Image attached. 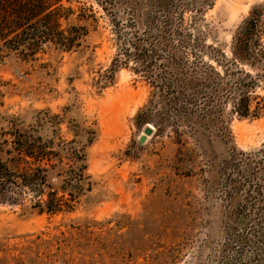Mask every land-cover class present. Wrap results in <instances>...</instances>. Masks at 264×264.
<instances>
[{
  "label": "rangeland",
  "instance_id": "374dc122",
  "mask_svg": "<svg viewBox=\"0 0 264 264\" xmlns=\"http://www.w3.org/2000/svg\"><path fill=\"white\" fill-rule=\"evenodd\" d=\"M54 3L64 10L54 43L36 53L0 46V159L17 158L11 144L30 138L48 164L36 192L67 206L53 215L28 201L0 205V264H264L249 193L264 184V0ZM255 10V58L237 67L235 37ZM73 28L82 36L63 52ZM206 67L227 72L223 136L189 100ZM241 83L254 88L242 119L230 100ZM147 127L153 136L140 145Z\"/></svg>",
  "mask_w": 264,
  "mask_h": 264
},
{
  "label": "trees",
  "instance_id": "16d2710c",
  "mask_svg": "<svg viewBox=\"0 0 264 264\" xmlns=\"http://www.w3.org/2000/svg\"><path fill=\"white\" fill-rule=\"evenodd\" d=\"M98 1H102L106 5H111L112 2V0ZM63 11L61 6L56 7L54 0H0V46H4L11 51L23 49L36 53L40 48V44L54 43V35L60 29V19L62 18L58 14ZM257 11L253 12L254 16L252 14V17L246 23V32H242L235 37L232 56L237 67L241 65L240 63L255 58L250 50L251 36L249 31L257 29L260 22V17L256 16L257 14L259 15ZM12 12L15 14H12ZM63 21L67 22L65 16ZM72 31L76 32L77 35L72 36L69 34L64 38L65 34L62 33V41L59 43L61 47H59L63 52L71 51L75 46V42L82 36L79 34V30L73 28ZM129 46L133 47L139 54L142 43L133 41L129 43ZM143 57L144 55L140 53L137 63L143 65L146 62ZM150 60L148 66L144 65L145 69L148 70L146 72L151 74L150 77H156L150 71L153 63L152 59ZM140 61L142 62L140 63ZM226 77L227 72L221 75L214 67H206L203 69V74L197 71L194 72L189 84V100L194 103L193 105L197 104L195 111L193 110L192 112L201 113L199 115L202 116L209 129L219 136L224 135L225 129L220 117L222 115V105L219 103L222 97L220 96L221 92L227 91ZM247 77L245 75L244 79ZM242 83L237 85L239 90L234 93L235 95L233 97L230 96V100L233 101V110L236 116L241 119L247 118L252 114L250 94L254 93V88L252 89L250 84L244 88ZM178 95L183 97V95ZM200 106H203V108ZM181 108H183L182 105ZM11 147L14 150L13 153H16L19 163H24V168L18 170V174L11 173L10 166L13 169L15 168L14 164L17 162V158H11L7 161L0 159V205L22 206L28 201L31 208L39 213L53 215L62 213L67 206L62 201L65 196L59 197L54 194L50 197H45L42 191L36 192V190H39L40 187L47 183L48 169L46 166L48 164L43 155L37 152L36 146L32 143L30 144V138L21 135L11 144ZM233 153L235 154L234 158L246 156L248 162L255 163L256 157L253 155H243L235 150H233ZM29 189L32 192L35 191L34 195L27 196L26 191ZM255 189H257L256 194L252 190H249V193L252 192L258 199L256 201L258 203L257 211L261 217L260 223H264V184H257ZM27 197L30 199H27ZM260 237L264 239V230Z\"/></svg>",
  "mask_w": 264,
  "mask_h": 264
},
{
  "label": "water",
  "instance_id": "95a60500",
  "mask_svg": "<svg viewBox=\"0 0 264 264\" xmlns=\"http://www.w3.org/2000/svg\"><path fill=\"white\" fill-rule=\"evenodd\" d=\"M153 132L154 130L151 127H147L144 132L143 135L140 137L139 139V144L140 145H144L147 143L148 138L153 136Z\"/></svg>",
  "mask_w": 264,
  "mask_h": 264
}]
</instances>
